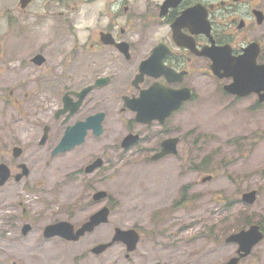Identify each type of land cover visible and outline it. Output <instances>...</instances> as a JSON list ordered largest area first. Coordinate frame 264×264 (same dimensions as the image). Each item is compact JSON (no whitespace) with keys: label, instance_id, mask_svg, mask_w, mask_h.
<instances>
[{"label":"flooded vegetation","instance_id":"flooded-vegetation-1","mask_svg":"<svg viewBox=\"0 0 264 264\" xmlns=\"http://www.w3.org/2000/svg\"><path fill=\"white\" fill-rule=\"evenodd\" d=\"M62 18V29L53 26V19ZM0 20L7 24L0 35V59L7 55L5 39L11 33L8 26L14 24L16 45L37 42L36 56L41 58L37 61L36 56L31 57V64L40 68L39 81L51 84L47 86V93L52 94L50 103L59 102L47 109L51 121L43 125L42 136L47 127V137L39 145L49 142L51 125L60 123L64 133L69 126L103 113V127L107 114L115 109L129 116L125 125L120 123L126 133L117 138L116 146H121L127 135H138V141L124 149L132 150L141 141L150 140L145 130H159L161 134L167 122H139L136 108L159 105L164 109L172 103L167 91L189 90L193 98L200 77L216 78L210 69L213 47L226 46L232 56H238L253 45L258 50L256 63H264V0H13L12 10L4 3L0 5ZM45 29V37L38 38ZM48 48L56 50L59 57L44 53ZM70 82L75 84L69 86ZM83 91L77 104V94ZM97 136L88 127L82 143ZM60 138L51 147V156ZM160 144L158 140L151 150L146 148L150 158L160 151ZM15 146L19 145L12 148ZM21 150L16 158L10 155L9 163L0 160L9 168L8 179L0 185V264H165L163 245L155 239L157 234L150 232L152 227L110 225L116 208L105 189L87 190L91 197L99 190L107 193L102 200L92 201L94 208L88 216L78 215L77 207L75 215L44 218L51 212L45 204L33 206L25 199L8 201L4 185L27 181L31 173V168L18 160ZM93 160L81 171L89 174L85 167ZM21 164L28 172L16 179L22 172ZM30 181L35 184L37 180L32 177ZM103 207L108 209L105 221L77 239L46 229L66 221L73 225L75 235ZM117 227L130 232L125 240L114 239ZM88 240L84 250L70 251L71 244Z\"/></svg>","mask_w":264,"mask_h":264},{"label":"rangeland","instance_id":"rangeland-1","mask_svg":"<svg viewBox=\"0 0 264 264\" xmlns=\"http://www.w3.org/2000/svg\"><path fill=\"white\" fill-rule=\"evenodd\" d=\"M2 3L12 10L13 0ZM63 19H53V26L62 29ZM5 25L0 20V35ZM8 28L7 55L0 59V160L9 163L12 146L19 145L23 153L18 160L31 168L27 181L4 185L8 201L45 204L51 212L44 218L75 215L77 207L78 215L88 216L94 206L87 190L105 189L116 208L110 225L152 227L165 264H224L237 250L225 242L229 234L253 223L264 229V102L257 104L256 95L231 96L222 89L224 80L200 77L194 97L167 119L163 132L145 130L150 140L132 150L116 146L126 133L120 123L125 125L129 116L113 109L99 136L51 156L63 126L51 125L48 143L39 145V140L43 125L51 121L47 109L59 102L50 103L51 84L39 81L40 68L31 64L39 52L37 42L18 46L14 24ZM44 53L59 57L51 48ZM167 137L180 138L177 153L151 162L146 148ZM91 158H102L104 164L85 174L81 168ZM250 190L256 191L252 205L241 200ZM90 241L71 244L70 251L84 250ZM239 264H264V239Z\"/></svg>","mask_w":264,"mask_h":264},{"label":"water","instance_id":"water-1","mask_svg":"<svg viewBox=\"0 0 264 264\" xmlns=\"http://www.w3.org/2000/svg\"><path fill=\"white\" fill-rule=\"evenodd\" d=\"M24 1V0H23ZM24 3V2H23ZM210 57L212 58V64L210 69L213 75L219 79H229V83L223 86L224 91L231 95L238 97H246L251 94L258 96V101H264V63L257 64L256 58L258 50L253 46L249 45L246 47L242 54L238 56H232L229 49L226 46L213 47L210 49ZM40 55L35 57V60H39ZM142 69V67H141ZM82 93L77 94L80 98L77 101L79 104L80 99L83 97ZM166 97L168 100H172L171 104H167L163 109L159 105L155 108L147 105L143 107H137L136 120L142 123H150L154 119H158L163 122L171 112L175 111L180 107L183 101L191 98L189 90L186 91H167ZM103 119V113L95 116H89L85 121L77 122L72 126H69L63 136L61 137L58 144L52 150V155L62 153L69 150L76 145L83 142L87 128L91 127L95 135H100L103 132L101 121ZM47 127L44 128V134L41 137L40 144H43L47 137ZM138 140V135L129 134L127 135L121 146L128 148ZM179 143L178 137H169L161 142V149L159 152L151 157V160H157L166 155H175L177 153V145ZM22 150L20 147L12 148V156L14 158L21 154ZM103 160L101 158L95 159L90 165L85 167L86 173H92L97 168L101 167ZM22 172L16 176L19 179L23 175H27V167L25 164H21ZM9 177V168L5 163H0V185H2ZM210 177L202 178V181L208 180ZM107 193L105 191H96L93 194L94 201L102 200ZM256 199V191L250 190L245 192L241 196V200L248 204H253ZM108 209L107 207L101 208L96 213L92 214L88 220L77 230L76 234L73 235V225L69 222L62 221L53 225H49L46 229L48 233H56L69 237V239H77L80 235L87 231H91L95 226L104 222L107 218ZM130 232L116 229L114 236L115 240H125L129 236ZM264 239V232H262L257 224H251L247 229L240 230L237 233H231L225 238L226 243L237 244V255L231 257L224 264H238L239 261L248 256L252 249ZM133 249V248H131Z\"/></svg>","mask_w":264,"mask_h":264},{"label":"trees","instance_id":"trees-1","mask_svg":"<svg viewBox=\"0 0 264 264\" xmlns=\"http://www.w3.org/2000/svg\"><path fill=\"white\" fill-rule=\"evenodd\" d=\"M257 104H260L259 102H257Z\"/></svg>","mask_w":264,"mask_h":264}]
</instances>
